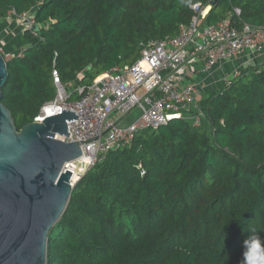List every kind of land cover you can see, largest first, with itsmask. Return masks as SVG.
Instances as JSON below:
<instances>
[{
    "label": "trees",
    "instance_id": "16d2710c",
    "mask_svg": "<svg viewBox=\"0 0 264 264\" xmlns=\"http://www.w3.org/2000/svg\"><path fill=\"white\" fill-rule=\"evenodd\" d=\"M196 3L211 6L205 24L264 26V0H0V22L12 9L36 18L22 55L6 59L2 103L17 129L55 98V68L65 86L90 84L175 36ZM200 107L202 125L143 128L76 183L47 264H243L244 240L264 239V61L206 90Z\"/></svg>",
    "mask_w": 264,
    "mask_h": 264
},
{
    "label": "built area",
    "instance_id": "2783aa9c",
    "mask_svg": "<svg viewBox=\"0 0 264 264\" xmlns=\"http://www.w3.org/2000/svg\"><path fill=\"white\" fill-rule=\"evenodd\" d=\"M191 7L193 18L181 24L175 36L147 43L136 62L113 67L90 84L65 86L58 70H53L56 96L43 105L35 120L41 122L63 109L78 115L77 119L67 120L69 136L56 135L63 141H79L83 151L80 158L87 161L88 168L80 177L75 175L71 164L79 158L65 164L64 170L72 172V186L109 151L131 146L143 128L157 129L174 117L202 125L206 120L200 107L204 83L190 77L199 72L196 66L203 64L201 72L212 77L213 71L225 62L244 53L260 54L264 50V26L238 25L231 17L205 24L211 6L196 3ZM235 12L240 14L239 9ZM9 17L18 18L24 31H34V12L18 15L12 9ZM240 72L224 76L222 83ZM135 109L140 111L138 118L121 125Z\"/></svg>",
    "mask_w": 264,
    "mask_h": 264
},
{
    "label": "water",
    "instance_id": "95a60500",
    "mask_svg": "<svg viewBox=\"0 0 264 264\" xmlns=\"http://www.w3.org/2000/svg\"><path fill=\"white\" fill-rule=\"evenodd\" d=\"M8 77L0 50V264H47L49 234L74 189L64 166L83 154L79 141L56 135L69 136L67 120L78 115L63 109L18 130L2 103Z\"/></svg>",
    "mask_w": 264,
    "mask_h": 264
},
{
    "label": "crops",
    "instance_id": "0c3cea01",
    "mask_svg": "<svg viewBox=\"0 0 264 264\" xmlns=\"http://www.w3.org/2000/svg\"><path fill=\"white\" fill-rule=\"evenodd\" d=\"M6 18L4 21L0 22V43L2 46H0V50L4 54L6 59H9L13 56L19 55L22 53L23 48L21 47L19 43V47L15 48L13 47L12 43H8L7 41H10V37L8 36V33L11 35H14L12 28L14 27L13 24L10 23V21ZM15 32L18 33V40L20 39L21 34L23 33V26L20 25V27L13 29ZM6 37V38H5ZM7 43V44H6ZM264 61V50L260 54H248L244 53L241 56L237 57L234 60H231L229 62H225L220 68L215 69L213 71V76L211 77L210 74H203L202 75V81L204 83V91L217 88L222 84V80L224 76H232L236 72L241 71L246 66L254 63H259ZM201 72V71H200ZM101 77V76H100Z\"/></svg>",
    "mask_w": 264,
    "mask_h": 264
},
{
    "label": "clouds",
    "instance_id": "9594fccd",
    "mask_svg": "<svg viewBox=\"0 0 264 264\" xmlns=\"http://www.w3.org/2000/svg\"><path fill=\"white\" fill-rule=\"evenodd\" d=\"M243 264H264V239L253 235L243 242Z\"/></svg>",
    "mask_w": 264,
    "mask_h": 264
},
{
    "label": "rangeland",
    "instance_id": "374dc122",
    "mask_svg": "<svg viewBox=\"0 0 264 264\" xmlns=\"http://www.w3.org/2000/svg\"><path fill=\"white\" fill-rule=\"evenodd\" d=\"M7 20L10 21V23L14 25V27L12 28V31L14 32L13 33L14 35H11L10 33H8V36L11 39H10V41L8 40L7 42L8 43H12L13 47L18 48L19 47L18 33L15 32L13 29L14 28L16 29L17 26L19 28L20 25L23 26V23L18 18H14V17H9ZM23 31H24V29H23ZM0 46H2L1 43H0ZM203 67H204L203 64L201 66H196V68L199 70V72L197 74H193V75L190 74V77L192 79L194 78V80L199 79L200 81H202V75L203 74H207V72H200V71H202ZM74 86H75L74 84L70 85V87H74ZM139 115H140V111L138 109H135L134 112L132 114H130L129 117L126 118L125 120H123L120 124L121 125H125V124H128V123H132L138 118Z\"/></svg>",
    "mask_w": 264,
    "mask_h": 264
},
{
    "label": "bare ground",
    "instance_id": "6f19581e",
    "mask_svg": "<svg viewBox=\"0 0 264 264\" xmlns=\"http://www.w3.org/2000/svg\"><path fill=\"white\" fill-rule=\"evenodd\" d=\"M74 165V173L77 177L83 175V173L87 170L88 165L85 158H79L78 160L72 162Z\"/></svg>",
    "mask_w": 264,
    "mask_h": 264
}]
</instances>
